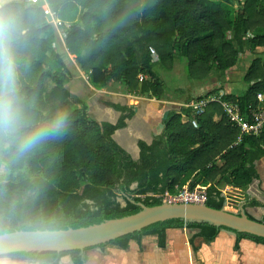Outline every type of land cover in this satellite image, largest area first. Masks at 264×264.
Listing matches in <instances>:
<instances>
[{"label":"trees","instance_id":"trees-1","mask_svg":"<svg viewBox=\"0 0 264 264\" xmlns=\"http://www.w3.org/2000/svg\"><path fill=\"white\" fill-rule=\"evenodd\" d=\"M46 1L60 16L69 8L73 24L69 28L64 23L52 24L44 1L9 2L26 4L29 21L23 92L34 100L33 124L47 123L59 112L68 114V122L25 155L12 157L0 151V235L99 225L141 212L140 203L160 206L164 203L160 196L176 195L177 188L185 186L207 188L205 204L223 210V188L246 191L260 179L256 164L264 158V133L239 140L240 131L221 104L211 103L201 116L187 107L180 113L171 111L164 133L152 145L141 142L140 158L134 160L113 138L126 127L133 111L113 105L124 116L117 125L100 124L91 119L86 105L73 107L66 86L71 77L67 61L75 57L90 85L105 88L121 83L130 93L162 101L165 84L155 71L156 63L172 70L177 61L186 60L189 77L204 81L214 72L226 75L235 70L242 54L248 52L252 59L244 76L245 93L221 98L250 117L264 109L258 99L264 96V0ZM140 75L145 77L142 83ZM213 95L216 91L208 94ZM255 207L264 205L256 199L244 205L245 209ZM224 229L173 219L98 249L128 251L131 242L141 247L144 238L155 237L158 247L165 250L169 230H188L192 233L189 244L198 253V240L211 245ZM236 236L235 252L243 240L264 246V238ZM89 251L21 252L0 259L60 264L70 257L74 264H86Z\"/></svg>","mask_w":264,"mask_h":264},{"label":"crops","instance_id":"crops-1","mask_svg":"<svg viewBox=\"0 0 264 264\" xmlns=\"http://www.w3.org/2000/svg\"><path fill=\"white\" fill-rule=\"evenodd\" d=\"M73 61H67L68 68L71 70L70 82L66 86L69 94V101L73 104L74 108H81L87 106L88 114L94 121L103 124L110 123L117 125L120 119L124 116V113L117 111L113 108V105L126 107L133 111L134 116L131 119H127L126 127L116 131L114 140L128 152L134 160L140 158V147L139 144L144 142L148 145H152L158 136V126L162 122V118L166 111H170L174 107H178L179 104H184L181 100H175L174 97L166 96L162 101L152 99L147 95H140L128 92L125 87L121 84H113L105 88H96L90 85L88 74L83 72L79 65L75 62V57H72ZM184 92V89H180V94ZM189 104V103H188ZM186 104L184 107H186ZM180 113V112H178ZM259 180H255L248 190L243 191L240 189H234L232 187L228 192L232 194L236 192L242 202L241 207L253 199L261 202L264 205V200L261 199L262 192L264 191V158L256 164ZM262 207L248 208L247 213L254 217V215L264 216V212L261 210ZM256 220V217H254ZM178 230L168 231V242L167 248L172 249L175 253L166 255L164 259L160 255H150L151 259L149 264H168V263H181L188 262L187 256L177 254L178 250L184 247V239L175 238L171 239V233H175ZM173 235V234H172ZM236 234L233 232L222 230L217 240L209 245L202 242L201 253L198 257L202 256V260L205 264H264V246L258 245L249 240H243L240 243V253L234 251L236 242ZM143 245V244H142ZM139 246V245H138ZM140 247V246H139ZM142 247V246H141ZM204 247V248H203ZM206 247V248H205ZM98 249V248H97ZM191 250L194 256L199 253H194L192 247L187 239L186 250ZM211 250L210 254H205ZM121 253H126L123 256V260L113 259V256L105 258L108 260V264H140L136 260L137 258H131L127 252L119 249H114ZM157 250L160 252L166 251L160 249L157 245ZM134 257V256H133ZM207 259V260H206ZM210 259V260H209ZM209 260V261H208ZM6 264H26L24 262H17L10 260ZM104 259L90 258L86 264H96V262H104ZM207 261V262H206ZM65 263V262H64ZM71 263L74 264L71 260ZM30 264V263H27Z\"/></svg>","mask_w":264,"mask_h":264},{"label":"water","instance_id":"water-1","mask_svg":"<svg viewBox=\"0 0 264 264\" xmlns=\"http://www.w3.org/2000/svg\"><path fill=\"white\" fill-rule=\"evenodd\" d=\"M169 115L170 111L164 113L158 126V136L164 133ZM122 205L126 206V203ZM139 206L142 211L135 215L87 228L65 231H17L0 235V257L21 252H84L141 232L151 225L173 219H182L187 223H208L218 228H226L224 230L234 234L245 233L264 238V223L261 220H251L244 207H241L240 214H234L225 208L223 210L209 208L206 204L164 202L155 207H147L141 203Z\"/></svg>","mask_w":264,"mask_h":264},{"label":"clouds","instance_id":"clouds-1","mask_svg":"<svg viewBox=\"0 0 264 264\" xmlns=\"http://www.w3.org/2000/svg\"><path fill=\"white\" fill-rule=\"evenodd\" d=\"M26 4L0 0V151L12 157L38 148L54 131L66 127L68 114L59 112L44 124L30 119L34 100L23 92L26 68L24 42L29 33ZM14 149V151H12Z\"/></svg>","mask_w":264,"mask_h":264},{"label":"rangeland","instance_id":"rangeland-1","mask_svg":"<svg viewBox=\"0 0 264 264\" xmlns=\"http://www.w3.org/2000/svg\"><path fill=\"white\" fill-rule=\"evenodd\" d=\"M13 1H20V0H9V2ZM28 1V0H24ZM233 9V8H232ZM69 8H65L61 16L58 14L57 19L61 21V23H64L68 28L73 24V21L75 20V17L73 15H70L68 13ZM252 56L247 52L246 54H242V57L240 59V63L238 67L228 72L226 75L220 74V73H212L210 77L204 81H197L189 77L188 74V66L186 60H179L176 62L175 67L172 70H167L161 66L160 63H156L155 71L158 73V75L161 77V79L164 81L165 84V97L166 96H172L175 100H181L184 104H179L178 107H174L171 109V111L175 112H182L185 109V105L194 101V99L208 96V94L216 91V96H224L226 94H234L239 95L245 93V90L247 89V84L244 81V76L247 72V69L250 66ZM184 89V92L180 94V89ZM188 186H185L183 188H187ZM262 192L261 199L264 200V191ZM240 196L233 192L229 195V197L226 200L225 210L234 213V214H240L241 209L240 206L242 205V202L239 200ZM122 204L124 203L123 200L120 198L119 200ZM264 212V207L261 209ZM259 220H263L264 216L262 215H254ZM173 234V235H172ZM171 239L174 240L175 238H181L184 239V247L181 250H178L177 254L183 256H187L189 258L188 262H173L168 264H205L202 262L203 259L202 256L198 257L201 253L197 254V256L193 255V252L186 250L187 248V239L189 241L192 233L188 230H178L175 233H171ZM142 247H139L138 244L135 242H131L130 249L128 250L127 254L129 256H132L131 258H137V262L140 264H149L148 262L151 260L149 258L150 255H160L162 259L165 258L166 255H171L175 253L172 249L167 248L166 251L160 252L157 250V239L155 237H146L143 240ZM197 246L202 248V242L197 241ZM169 245V242H168ZM209 247H212L209 245ZM204 248V247H203ZM206 248V247H205ZM211 250L209 252H206L205 254H210ZM240 253V252H237ZM126 253H121L119 251L114 250L113 248H106L105 250L101 249H93L88 252V259L90 258H99L104 259V262H96V264H108L107 258L108 256H113V259L116 260H123V256ZM134 256V257H133ZM207 260V259H206ZM210 260V259H209ZM208 260V261H209ZM7 262H10L9 259H0V264H6ZM65 262V263H64ZM207 262V261H206ZM27 264V263H26ZM60 264H72L70 257H65L62 259ZM110 264V263H109ZM122 264V263H118ZM211 264V263H209Z\"/></svg>","mask_w":264,"mask_h":264},{"label":"built area","instance_id":"built-area-1","mask_svg":"<svg viewBox=\"0 0 264 264\" xmlns=\"http://www.w3.org/2000/svg\"><path fill=\"white\" fill-rule=\"evenodd\" d=\"M41 1H44L45 14L48 16L50 22L58 27L61 23L59 19H57L58 13L54 12L50 7L49 3L46 0H29L32 4H39ZM62 37L66 38V34L62 33ZM153 52V51H152ZM154 62L159 60L156 53L153 52ZM139 80L142 83L145 80L143 75L139 76ZM258 99L260 102H264V96L258 95ZM211 103L221 104L224 108V111L227 117L230 120V123L236 127L240 131V138L243 136H260L264 133V109L261 108L259 111L254 112L250 117L244 116L239 107L233 103L223 101L221 96H208L203 97L200 101H192L186 107L192 108L195 110L196 114L201 116L205 113L207 107ZM194 127H197V122L195 120L191 121ZM232 188L226 187L223 188L222 196L227 198L230 193L228 192ZM178 193L176 195H172L170 193H165L163 196V202L165 203H185V204H205L207 201V188L198 186L194 190H191L189 187L178 189Z\"/></svg>","mask_w":264,"mask_h":264}]
</instances>
